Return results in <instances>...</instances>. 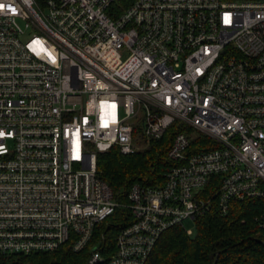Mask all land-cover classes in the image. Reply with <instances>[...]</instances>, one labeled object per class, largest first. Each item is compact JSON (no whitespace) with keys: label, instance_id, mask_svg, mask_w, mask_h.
I'll return each mask as SVG.
<instances>
[{"label":"built area","instance_id":"2783aa9c","mask_svg":"<svg viewBox=\"0 0 264 264\" xmlns=\"http://www.w3.org/2000/svg\"><path fill=\"white\" fill-rule=\"evenodd\" d=\"M117 1L0 0V255L79 252L123 208L86 264H146L213 202L264 199V0ZM175 122L214 148L176 133L163 184L116 202L97 156Z\"/></svg>","mask_w":264,"mask_h":264},{"label":"trees","instance_id":"16d2710c","mask_svg":"<svg viewBox=\"0 0 264 264\" xmlns=\"http://www.w3.org/2000/svg\"><path fill=\"white\" fill-rule=\"evenodd\" d=\"M122 4L125 5V0H118L115 6ZM137 131L143 145L140 150L123 155L113 147L97 156L98 177L108 185L113 199L122 204L128 202L134 184L146 188L163 184L164 174L172 167L167 150L176 133L182 132L194 139L193 145L203 143L214 148L208 138L196 135L178 122L159 140L147 141L141 137L139 128ZM214 189L213 184L207 185L205 196ZM263 213L264 199L233 200L224 215L213 202L211 209L193 223L194 234L188 235L178 226L165 231L146 264H264V230L259 229L255 220ZM106 222L111 224L106 226ZM129 222V211L116 208L113 216L96 227L92 240L79 252H74L69 242L54 252L0 255V264H86L90 248L100 234L105 236L104 243L109 249H113L115 236Z\"/></svg>","mask_w":264,"mask_h":264},{"label":"rangeland","instance_id":"374dc122","mask_svg":"<svg viewBox=\"0 0 264 264\" xmlns=\"http://www.w3.org/2000/svg\"><path fill=\"white\" fill-rule=\"evenodd\" d=\"M142 144L140 143V145L138 146V150H140L142 148ZM136 152V151H135ZM184 228L186 231H190L191 234H194L195 230H194V226H193V223L189 222V221H185L184 222Z\"/></svg>","mask_w":264,"mask_h":264},{"label":"snow or ice","instance_id":"6c2138e0","mask_svg":"<svg viewBox=\"0 0 264 264\" xmlns=\"http://www.w3.org/2000/svg\"><path fill=\"white\" fill-rule=\"evenodd\" d=\"M0 7H2V5H0Z\"/></svg>","mask_w":264,"mask_h":264}]
</instances>
